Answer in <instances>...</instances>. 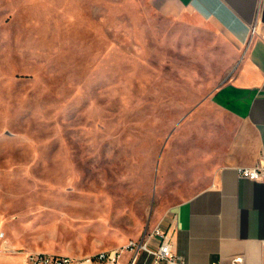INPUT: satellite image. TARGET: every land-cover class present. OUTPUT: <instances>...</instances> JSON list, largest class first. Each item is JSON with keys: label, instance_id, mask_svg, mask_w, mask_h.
I'll use <instances>...</instances> for the list:
<instances>
[{"label": "rangeland", "instance_id": "obj_1", "mask_svg": "<svg viewBox=\"0 0 264 264\" xmlns=\"http://www.w3.org/2000/svg\"><path fill=\"white\" fill-rule=\"evenodd\" d=\"M160 3L0 0V264H102L204 185L234 43Z\"/></svg>", "mask_w": 264, "mask_h": 264}, {"label": "crops", "instance_id": "obj_2", "mask_svg": "<svg viewBox=\"0 0 264 264\" xmlns=\"http://www.w3.org/2000/svg\"><path fill=\"white\" fill-rule=\"evenodd\" d=\"M160 6L173 17L189 13L222 31L237 60L196 108L218 114L211 117L216 125L210 149L194 152L212 160L209 176L194 193L155 214L148 229H170L174 251L186 264H228L236 257L237 264H264V183L237 172L264 163V0H161ZM138 264L152 262L142 253Z\"/></svg>", "mask_w": 264, "mask_h": 264}, {"label": "built area", "instance_id": "obj_3", "mask_svg": "<svg viewBox=\"0 0 264 264\" xmlns=\"http://www.w3.org/2000/svg\"><path fill=\"white\" fill-rule=\"evenodd\" d=\"M238 175L253 181L264 183V163L258 162L253 166H240L237 168ZM145 253L152 264H186L184 257L174 251L173 238L170 229L160 224L146 230L141 236L129 238L124 244L112 250L96 253L89 262L102 264H120L123 256L128 254L126 264H138L140 254ZM52 264H71L69 259L55 257L47 260ZM241 262L240 257L234 258L228 264ZM218 264V263H213Z\"/></svg>", "mask_w": 264, "mask_h": 264}]
</instances>
